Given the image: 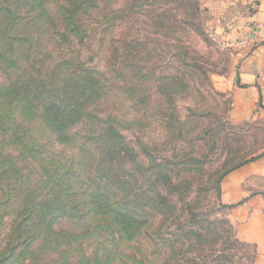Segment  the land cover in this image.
Segmentation results:
<instances>
[{
  "label": "rangeland",
  "instance_id": "1",
  "mask_svg": "<svg viewBox=\"0 0 264 264\" xmlns=\"http://www.w3.org/2000/svg\"><path fill=\"white\" fill-rule=\"evenodd\" d=\"M216 34L202 0H0V264H255L217 187L264 150V123L231 121ZM57 97L79 110L61 134ZM101 191L112 234L85 204Z\"/></svg>",
  "mask_w": 264,
  "mask_h": 264
},
{
  "label": "crops",
  "instance_id": "2",
  "mask_svg": "<svg viewBox=\"0 0 264 264\" xmlns=\"http://www.w3.org/2000/svg\"><path fill=\"white\" fill-rule=\"evenodd\" d=\"M202 3L216 35L233 51L229 73L217 82L230 99L231 121L264 123V0ZM219 186L236 238L254 248L255 264H264V150L228 170Z\"/></svg>",
  "mask_w": 264,
  "mask_h": 264
},
{
  "label": "trees",
  "instance_id": "3",
  "mask_svg": "<svg viewBox=\"0 0 264 264\" xmlns=\"http://www.w3.org/2000/svg\"><path fill=\"white\" fill-rule=\"evenodd\" d=\"M75 9H76V7L74 4V5H72V7L69 10H67L66 12H62L63 13L62 18H64V19L72 18ZM70 81H71L70 83H72V86H74V78H72ZM91 83H92V81L89 80L86 83L74 86L73 91L76 93H79V92L84 93V92H86L87 87ZM64 92L66 94L68 91L65 90ZM8 94H9V91L6 92L3 89V92L0 93V99H5L6 95H8ZM56 100H59L58 97L56 99L51 100L52 102L45 108V111L48 114V116L52 118V119L48 118L49 119L48 122L53 127V130L56 131L58 134H61L62 131L68 125L72 124L74 121V120H68L69 114L75 113V111H79V110H78L77 106H75L74 108H68L69 106H71L69 104H67L64 108L63 106L59 105L58 103L56 104ZM58 169H61V166L59 164H57L56 170H58ZM71 171H73V165H70L69 167H67L64 170L63 174L60 175L59 177H56V178L58 180V187L60 188V193L62 194L64 199L67 202H72L74 204L73 201L76 200L74 197L80 198V192L77 190H74L66 179V176H68ZM102 191L96 195L98 197V201H89V202H85V204L88 207L89 214H91L90 217H94L97 215L100 216L101 212L103 211L102 213H103L104 218H102V216H100L102 218L101 222L103 224V229L106 230L107 232H110L109 229L111 227H117L119 225V223H118L119 222V220H118L119 216L117 215V212H116V210H117L116 208H118V205L116 204L117 200L115 201V199H116L115 196H113L115 194L114 192L113 193H111V192L106 193V196H105V195H102L103 194ZM217 191H218V193L220 192L219 184L217 187ZM112 196H113V199H112ZM104 197H105V199L103 200ZM100 203H102V206ZM106 209H108V210H106ZM111 210H113L112 214L109 213ZM61 211H62L64 216L67 215V213L64 212L65 209H63ZM123 211L128 212L129 210L124 209ZM72 217L73 216H71V219H72ZM122 217L127 219V214H124ZM48 221L52 222L51 218H49ZM51 222H49L48 224L43 226L45 228V231L50 230ZM87 228L88 227L86 225L82 226L80 233L82 231L86 230ZM18 229H20L19 226L17 228H15L13 233H15ZM59 236L62 238L63 235L61 232H59ZM172 252H174V251H172Z\"/></svg>",
  "mask_w": 264,
  "mask_h": 264
}]
</instances>
